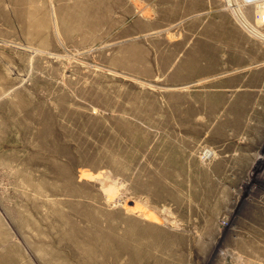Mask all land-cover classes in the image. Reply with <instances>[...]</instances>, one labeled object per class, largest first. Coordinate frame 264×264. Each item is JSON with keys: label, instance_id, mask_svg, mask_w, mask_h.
Wrapping results in <instances>:
<instances>
[{"label": "rangeland", "instance_id": "374dc122", "mask_svg": "<svg viewBox=\"0 0 264 264\" xmlns=\"http://www.w3.org/2000/svg\"><path fill=\"white\" fill-rule=\"evenodd\" d=\"M238 3L0 0V264H264Z\"/></svg>", "mask_w": 264, "mask_h": 264}, {"label": "built area", "instance_id": "2783aa9c", "mask_svg": "<svg viewBox=\"0 0 264 264\" xmlns=\"http://www.w3.org/2000/svg\"><path fill=\"white\" fill-rule=\"evenodd\" d=\"M244 6H253L255 8V23L264 29V0H242Z\"/></svg>", "mask_w": 264, "mask_h": 264}, {"label": "bare ground", "instance_id": "6f19581e", "mask_svg": "<svg viewBox=\"0 0 264 264\" xmlns=\"http://www.w3.org/2000/svg\"><path fill=\"white\" fill-rule=\"evenodd\" d=\"M231 3L234 4L231 5L235 8V11L237 12V14L240 16V18L242 19V21L247 24L248 27H251V29H255V30H258L254 27V25H252V23L249 21L248 17L246 16V14L243 12L241 6L239 5L238 3V0H230ZM258 34V33H257ZM264 34V33H263ZM261 35H262V32H261Z\"/></svg>", "mask_w": 264, "mask_h": 264}]
</instances>
